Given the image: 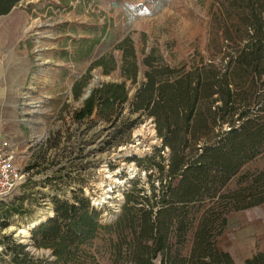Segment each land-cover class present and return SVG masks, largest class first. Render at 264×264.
I'll return each instance as SVG.
<instances>
[{
	"label": "rangeland",
	"instance_id": "1",
	"mask_svg": "<svg viewBox=\"0 0 264 264\" xmlns=\"http://www.w3.org/2000/svg\"><path fill=\"white\" fill-rule=\"evenodd\" d=\"M211 3L20 0L0 15V136L17 147L25 173L12 194L0 200V264H20L23 257L54 264L52 250L35 244L34 228L29 241L10 229L34 220L39 208H54V197L72 201L82 193L101 212V222L109 224L121 213L127 193L143 195L158 184L159 165L168 168L170 149L157 155L162 139L154 118L132 111L149 69L142 59L177 68L199 62L211 41ZM125 37L133 40L139 61L137 80H127L129 100L112 120L98 109L78 120L75 112L93 79V88L125 79L123 49L117 46ZM110 55L117 66L105 73L95 63L101 57L109 61ZM218 245L238 264L264 252V203L232 213ZM106 246L101 235L83 248L105 264Z\"/></svg>",
	"mask_w": 264,
	"mask_h": 264
},
{
	"label": "trees",
	"instance_id": "2",
	"mask_svg": "<svg viewBox=\"0 0 264 264\" xmlns=\"http://www.w3.org/2000/svg\"><path fill=\"white\" fill-rule=\"evenodd\" d=\"M19 1L0 0V15ZM208 12L211 41L199 62L177 68L142 59L149 69L132 111L154 118L162 139L156 154L170 149L168 168L159 165L149 193H127L113 223H102L82 193L72 201L54 197V216L33 229L54 264H101L83 248L101 235L105 264H238L218 242L232 213L264 203V0H212ZM117 46L125 79L95 86L75 112L78 120L96 109L112 120L129 100L138 55L128 37ZM93 52L94 45L86 57ZM95 65L110 73L117 63L110 55ZM19 263L35 264L26 257ZM244 264H264V252Z\"/></svg>",
	"mask_w": 264,
	"mask_h": 264
},
{
	"label": "built area",
	"instance_id": "3",
	"mask_svg": "<svg viewBox=\"0 0 264 264\" xmlns=\"http://www.w3.org/2000/svg\"><path fill=\"white\" fill-rule=\"evenodd\" d=\"M24 177V170L18 161L17 147L9 138L0 136V200L9 197L17 186L22 183ZM51 210L53 213L42 222L54 216L53 206H51ZM30 237L31 233L28 237L29 240Z\"/></svg>",
	"mask_w": 264,
	"mask_h": 264
},
{
	"label": "bare ground",
	"instance_id": "4",
	"mask_svg": "<svg viewBox=\"0 0 264 264\" xmlns=\"http://www.w3.org/2000/svg\"><path fill=\"white\" fill-rule=\"evenodd\" d=\"M110 184L112 185V182ZM52 213L53 212H52L51 206L49 204L46 208H39L38 209L34 220H31V221L25 222V223H21L20 227H18L16 225L12 226L10 229L12 231L16 232V236H19L20 238H22L23 239L22 241H28L29 240L28 237L30 235V230L33 227H36L38 224H40L44 219H46ZM32 250L36 251L35 248H33V247H32Z\"/></svg>",
	"mask_w": 264,
	"mask_h": 264
},
{
	"label": "water",
	"instance_id": "5",
	"mask_svg": "<svg viewBox=\"0 0 264 264\" xmlns=\"http://www.w3.org/2000/svg\"><path fill=\"white\" fill-rule=\"evenodd\" d=\"M95 81L96 80L93 79V81L89 84L86 93L82 96V100H85L90 95V93H91V91L93 89V86H94Z\"/></svg>",
	"mask_w": 264,
	"mask_h": 264
},
{
	"label": "crops",
	"instance_id": "6",
	"mask_svg": "<svg viewBox=\"0 0 264 264\" xmlns=\"http://www.w3.org/2000/svg\"><path fill=\"white\" fill-rule=\"evenodd\" d=\"M228 252V251H227ZM249 258V257H248ZM244 264V263H243Z\"/></svg>",
	"mask_w": 264,
	"mask_h": 264
}]
</instances>
